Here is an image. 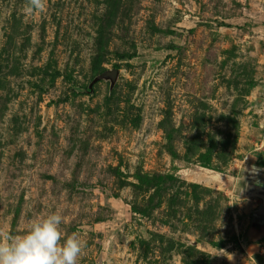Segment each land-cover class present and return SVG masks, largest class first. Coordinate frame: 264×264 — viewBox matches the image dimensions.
<instances>
[{
    "label": "rangeland",
    "instance_id": "374dc122",
    "mask_svg": "<svg viewBox=\"0 0 264 264\" xmlns=\"http://www.w3.org/2000/svg\"><path fill=\"white\" fill-rule=\"evenodd\" d=\"M24 5L0 0V228L59 212L79 264H264V0Z\"/></svg>",
    "mask_w": 264,
    "mask_h": 264
},
{
    "label": "clouds",
    "instance_id": "9594fccd",
    "mask_svg": "<svg viewBox=\"0 0 264 264\" xmlns=\"http://www.w3.org/2000/svg\"><path fill=\"white\" fill-rule=\"evenodd\" d=\"M47 0H25L29 16L43 13ZM63 216L50 213L33 220L21 235L0 228V264H79L87 241L78 233L65 235Z\"/></svg>",
    "mask_w": 264,
    "mask_h": 264
},
{
    "label": "crops",
    "instance_id": "0c3cea01",
    "mask_svg": "<svg viewBox=\"0 0 264 264\" xmlns=\"http://www.w3.org/2000/svg\"><path fill=\"white\" fill-rule=\"evenodd\" d=\"M255 148H251L246 155L245 164L250 170V174L256 176L250 177L246 174L247 192L245 193L249 200L252 202L253 221L249 225L247 234L256 232L260 236V247L264 248V131L260 134L259 143ZM259 229V232L257 230Z\"/></svg>",
    "mask_w": 264,
    "mask_h": 264
},
{
    "label": "water",
    "instance_id": "95a60500",
    "mask_svg": "<svg viewBox=\"0 0 264 264\" xmlns=\"http://www.w3.org/2000/svg\"><path fill=\"white\" fill-rule=\"evenodd\" d=\"M113 73H114L113 76L109 79L111 87L113 86V84H114V82L116 80L117 70H114ZM100 77L103 78V76H100ZM261 104H262L261 100H258V101L255 102V105H261Z\"/></svg>",
    "mask_w": 264,
    "mask_h": 264
}]
</instances>
